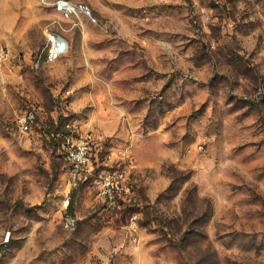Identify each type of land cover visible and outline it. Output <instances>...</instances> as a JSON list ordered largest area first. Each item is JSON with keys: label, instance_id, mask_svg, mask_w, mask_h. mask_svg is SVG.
<instances>
[{"label": "rangeland", "instance_id": "obj_1", "mask_svg": "<svg viewBox=\"0 0 264 264\" xmlns=\"http://www.w3.org/2000/svg\"><path fill=\"white\" fill-rule=\"evenodd\" d=\"M51 1L0 0V264H264V0Z\"/></svg>", "mask_w": 264, "mask_h": 264}, {"label": "built area", "instance_id": "obj_2", "mask_svg": "<svg viewBox=\"0 0 264 264\" xmlns=\"http://www.w3.org/2000/svg\"><path fill=\"white\" fill-rule=\"evenodd\" d=\"M50 4L62 19L84 18L91 22H97V17L94 15L89 4L77 0H52ZM46 42L39 56L33 60V66L38 67L40 64H49L54 62L68 50V42L66 38L57 31H46ZM8 49L3 38L0 36V66L7 58ZM71 94V89L67 88L65 96ZM34 113L29 110L25 113H20L16 116V125L21 132L29 129L34 121ZM92 153L91 140L88 137H82L71 144H62V154L65 162L68 164V172L72 179H78L82 176V172L88 166ZM106 194L109 195V190L113 187V182H106Z\"/></svg>", "mask_w": 264, "mask_h": 264}, {"label": "crops", "instance_id": "obj_3", "mask_svg": "<svg viewBox=\"0 0 264 264\" xmlns=\"http://www.w3.org/2000/svg\"><path fill=\"white\" fill-rule=\"evenodd\" d=\"M56 12V11H55ZM57 13V12H56ZM64 36V35H63ZM65 37V36H64ZM66 38V37H65ZM67 40V39H66Z\"/></svg>", "mask_w": 264, "mask_h": 264}]
</instances>
